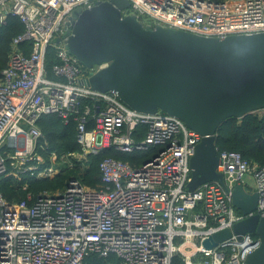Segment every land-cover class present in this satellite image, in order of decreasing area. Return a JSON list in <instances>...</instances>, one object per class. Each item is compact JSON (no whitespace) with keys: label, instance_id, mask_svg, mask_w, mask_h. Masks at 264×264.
<instances>
[{"label":"built area","instance_id":"obj_1","mask_svg":"<svg viewBox=\"0 0 264 264\" xmlns=\"http://www.w3.org/2000/svg\"><path fill=\"white\" fill-rule=\"evenodd\" d=\"M99 1L106 0H0V26L8 15L24 26L0 73V178L56 175L57 169L40 168L45 161L38 150L46 142L39 143L44 135L37 123L45 115L77 121L81 148L61 157L53 152L51 163L60 158L70 168H84L90 156L109 148L149 158L131 165L106 157L99 189L71 178L62 194L43 193L32 206L9 203L0 194V264H84L91 254L114 255L121 264H243L258 248L257 236L240 240L232 234L212 249L203 243L244 219L231 192L247 185V177L258 193L254 214L264 218V168L252 167L238 152L219 151L217 171L229 192L217 183L188 190L190 161L202 136L173 116L138 113L116 93L86 86L90 73L107 64L86 69L67 48L73 11ZM129 1L124 15L151 27L217 38L264 32V0ZM22 43L32 45L29 55L18 49ZM49 48L58 60L54 79L46 69ZM82 99L92 103L80 109ZM140 127L146 130L142 138Z\"/></svg>","mask_w":264,"mask_h":264},{"label":"water","instance_id":"obj_2","mask_svg":"<svg viewBox=\"0 0 264 264\" xmlns=\"http://www.w3.org/2000/svg\"><path fill=\"white\" fill-rule=\"evenodd\" d=\"M129 0L96 2L72 13L64 38L71 55L86 69L107 64L84 81L98 92H114L142 114L165 113L202 136L191 158L189 191L217 183L226 192L216 134L232 118L264 110V32L205 37L183 30L144 25ZM60 42V39L57 40ZM233 206L245 217L232 230L204 241L212 249L235 234L260 239L243 264H264V218L255 215L258 193L239 183Z\"/></svg>","mask_w":264,"mask_h":264},{"label":"trees","instance_id":"obj_3","mask_svg":"<svg viewBox=\"0 0 264 264\" xmlns=\"http://www.w3.org/2000/svg\"><path fill=\"white\" fill-rule=\"evenodd\" d=\"M24 26L13 15H8L7 22L0 26V73L7 67L10 55L13 51L14 39L22 35ZM25 55L32 51L30 43L18 45ZM58 63L55 51L48 49L46 54V69L48 76L55 78L53 67ZM90 100L82 99L80 109L89 105ZM38 127L44 135V139L39 143H45V149H39L38 154L42 155L45 163L41 169L51 166L50 155L56 153L58 157L71 153H80L81 148L77 142V121L73 118L64 123L57 115H45L38 121ZM88 125V128H91ZM140 137L144 136L145 128L140 127ZM216 146L219 151H235L242 155L252 167L264 168V110L257 111L244 116L241 119L232 118L222 125L216 134ZM106 157H113L131 165H137L146 161L149 156H134L132 154L121 153L113 148L106 149L97 156H90L88 165L84 168L80 164H74L72 168L68 163H61L59 173L51 177H20L0 178V194L9 203H26L32 206L43 193L62 194L71 178H77L81 183L90 189H99L102 185V175L100 163ZM57 161H61L60 158ZM75 162V161H74ZM30 197V198H29ZM175 260V264H178ZM84 264H121L120 260L112 255L108 258H100L96 254L89 255Z\"/></svg>","mask_w":264,"mask_h":264},{"label":"rangeland","instance_id":"obj_4","mask_svg":"<svg viewBox=\"0 0 264 264\" xmlns=\"http://www.w3.org/2000/svg\"><path fill=\"white\" fill-rule=\"evenodd\" d=\"M61 163H65L64 161H54L51 164V168L55 171V169H57V172H54V174H57L61 169Z\"/></svg>","mask_w":264,"mask_h":264},{"label":"crops","instance_id":"obj_5","mask_svg":"<svg viewBox=\"0 0 264 264\" xmlns=\"http://www.w3.org/2000/svg\"><path fill=\"white\" fill-rule=\"evenodd\" d=\"M245 181L247 183L246 186L248 187V189H250V191H253V180H252V178L247 177Z\"/></svg>","mask_w":264,"mask_h":264}]
</instances>
